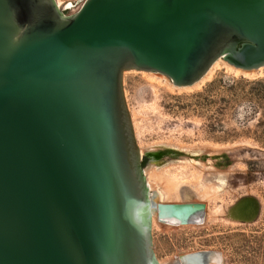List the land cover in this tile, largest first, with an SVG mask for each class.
<instances>
[{
	"label": "water",
	"instance_id": "water-1",
	"mask_svg": "<svg viewBox=\"0 0 264 264\" xmlns=\"http://www.w3.org/2000/svg\"><path fill=\"white\" fill-rule=\"evenodd\" d=\"M78 3L0 0V264H160L124 73L187 87L219 59L264 66V0Z\"/></svg>",
	"mask_w": 264,
	"mask_h": 264
},
{
	"label": "rangeland",
	"instance_id": "rangeland-1",
	"mask_svg": "<svg viewBox=\"0 0 264 264\" xmlns=\"http://www.w3.org/2000/svg\"><path fill=\"white\" fill-rule=\"evenodd\" d=\"M56 1L69 5L66 14H72L83 0ZM217 61L199 82L187 87H175L156 72L124 73L136 140L142 151L148 149L143 167L155 209L164 204L165 195L160 199V194L169 180L195 181L200 175L218 190L203 196L202 221L162 222L156 212L152 237L160 264L177 259L183 264L182 259L197 254L218 257V264H264V67L246 71ZM164 145L200 149L195 155L202 159L158 148ZM191 160L193 166L185 165ZM206 162L213 165H203ZM156 171L161 183L150 176ZM247 196L259 202L258 215L250 222L229 214Z\"/></svg>",
	"mask_w": 264,
	"mask_h": 264
},
{
	"label": "bare ground",
	"instance_id": "bare-ground-1",
	"mask_svg": "<svg viewBox=\"0 0 264 264\" xmlns=\"http://www.w3.org/2000/svg\"><path fill=\"white\" fill-rule=\"evenodd\" d=\"M217 62L218 61H216L215 63H217ZM215 63H214V65H215ZM263 67L264 66H262L260 68H263ZM260 68L253 69V70H246V71L259 70ZM199 150L200 149H195V148L194 149H187V151H190L192 153H195ZM191 157L188 156V158H191ZM196 158H198L199 161H201V159H202L201 155H198ZM208 158L210 159L211 157L209 156ZM185 165H189V166L192 165L193 166L194 160H191L190 162L185 163ZM203 165L211 166V165H213V163L206 162ZM152 175L153 174H151L150 176L154 177V178L156 177L155 179L153 178L154 181L157 182V181L162 180L161 176H159L160 174L158 172L155 173L153 176ZM151 177H149V178H151ZM196 177L197 178L195 181H192V180L184 181L185 179H183V181H181V180H169V181H167L166 185L162 186L163 192L161 191V194H160V199L163 198V196L165 195L164 204L158 205V207L156 209H155L156 206L153 205V217L156 215V212H157L156 217L158 219H160V221H162V222H166L167 220L173 221L172 219L176 220L179 218H185L188 220L192 219V220H194V222L199 221V220L202 221L203 217L201 215L203 214V211H204V210H202L203 207H199L197 209L190 210L188 208L186 209V204L187 203L189 204V202H200L201 203L203 201L204 195L206 196V195H209L210 193L211 194L217 193L218 190L214 187L212 188L211 186H207L205 184V182L203 181L202 176L198 175ZM162 181H160V183ZM218 189H220V188L218 187ZM171 193L174 194L175 197H172V195H170ZM159 211H161V212H159ZM204 213H205V211H204ZM167 222L169 223V221H167ZM182 261H184L183 264H218L220 262V259L218 257L213 256V255L197 254V255H193V256H188L187 258L185 257L184 259H182ZM171 264H182V263L179 259H177V260H174L173 262H171Z\"/></svg>",
	"mask_w": 264,
	"mask_h": 264
},
{
	"label": "trees",
	"instance_id": "trees-1",
	"mask_svg": "<svg viewBox=\"0 0 264 264\" xmlns=\"http://www.w3.org/2000/svg\"><path fill=\"white\" fill-rule=\"evenodd\" d=\"M142 164H143V166H145V164H146V159H144V160L142 161Z\"/></svg>",
	"mask_w": 264,
	"mask_h": 264
}]
</instances>
